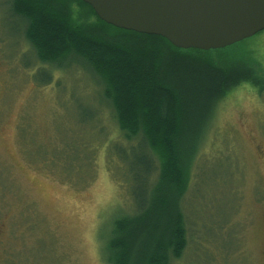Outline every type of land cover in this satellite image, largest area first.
Returning a JSON list of instances; mask_svg holds the SVG:
<instances>
[{
	"label": "rangeland",
	"instance_id": "1",
	"mask_svg": "<svg viewBox=\"0 0 264 264\" xmlns=\"http://www.w3.org/2000/svg\"><path fill=\"white\" fill-rule=\"evenodd\" d=\"M6 1L0 0V264H108L113 222L134 211L123 178L129 165L118 154H142L127 151L140 138L129 141L120 131L102 85L83 64L70 57L58 68L38 60L24 23L4 15ZM240 48L254 50L264 67V30ZM40 69L53 73L50 83L41 82ZM206 133L183 200L188 244L172 263L263 264L264 92L248 83L229 92Z\"/></svg>",
	"mask_w": 264,
	"mask_h": 264
},
{
	"label": "trees",
	"instance_id": "2",
	"mask_svg": "<svg viewBox=\"0 0 264 264\" xmlns=\"http://www.w3.org/2000/svg\"><path fill=\"white\" fill-rule=\"evenodd\" d=\"M6 4L4 15L24 23L38 60L58 68L68 67L70 57L83 64L102 85L120 131L129 141L140 138L127 151L142 154L117 153L129 165L123 178L134 211L115 218L106 262L173 264L188 244L183 200L210 119L243 83L264 92L261 58L240 48L246 39L217 49L179 48L163 36L107 23L83 0ZM37 74L43 84L53 79L43 69Z\"/></svg>",
	"mask_w": 264,
	"mask_h": 264
},
{
	"label": "water",
	"instance_id": "3",
	"mask_svg": "<svg viewBox=\"0 0 264 264\" xmlns=\"http://www.w3.org/2000/svg\"><path fill=\"white\" fill-rule=\"evenodd\" d=\"M116 27L179 48L217 49L264 30V0H83Z\"/></svg>",
	"mask_w": 264,
	"mask_h": 264
},
{
	"label": "flooded vegetation",
	"instance_id": "4",
	"mask_svg": "<svg viewBox=\"0 0 264 264\" xmlns=\"http://www.w3.org/2000/svg\"><path fill=\"white\" fill-rule=\"evenodd\" d=\"M262 260L264 261V250H262Z\"/></svg>",
	"mask_w": 264,
	"mask_h": 264
}]
</instances>
